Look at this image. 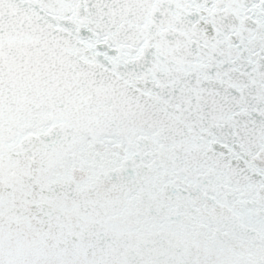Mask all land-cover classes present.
<instances>
[{
	"label": "snow or ice",
	"instance_id": "snow-or-ice-1",
	"mask_svg": "<svg viewBox=\"0 0 264 264\" xmlns=\"http://www.w3.org/2000/svg\"><path fill=\"white\" fill-rule=\"evenodd\" d=\"M0 264H264V0H0Z\"/></svg>",
	"mask_w": 264,
	"mask_h": 264
}]
</instances>
